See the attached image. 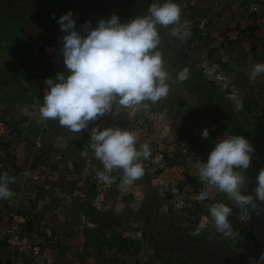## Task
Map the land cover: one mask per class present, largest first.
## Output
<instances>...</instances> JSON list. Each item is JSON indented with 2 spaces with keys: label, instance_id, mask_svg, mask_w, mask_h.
<instances>
[{
  "label": "rangeland",
  "instance_id": "obj_1",
  "mask_svg": "<svg viewBox=\"0 0 264 264\" xmlns=\"http://www.w3.org/2000/svg\"><path fill=\"white\" fill-rule=\"evenodd\" d=\"M173 2L182 10V21L190 22L191 36L174 41L182 52L178 57L163 55L170 74L167 97L127 109L114 105L112 112L73 133L39 114L40 87L56 77L44 45L62 46L65 33L57 21L69 11L81 31L86 21L95 28L113 14L120 18L133 2L0 0V117L13 126L12 133L0 140V175L15 177L9 185L15 195L0 199V264H41L51 258L48 250L53 248L60 264L259 262L264 253V202L257 200L255 209L249 207L246 218L225 193L203 185L195 173L219 140L234 135L227 127L239 118L236 131L249 142L253 138L255 149L249 168L242 172L246 177L242 192L255 195L257 176L264 168V157L257 154L258 145L264 147V75L251 81L248 74L264 63V0ZM253 2L258 9L249 13ZM234 24L242 26V34L230 42L225 30ZM184 68L189 75L181 82L176 74ZM194 71L200 74V88L194 86ZM60 72L69 74L64 61ZM97 126L136 132L138 150L144 142L149 144L151 156L141 160L144 175L131 186L121 185L122 171L112 173L116 181L110 185L97 180L103 165L89 148L91 130ZM205 128L208 138L201 135ZM201 144L204 152L198 151ZM18 168H25L26 174L18 173ZM202 190L209 199L198 202L196 194ZM207 201L233 209L232 236L215 230ZM14 211L27 216L22 235L42 244L43 257L4 235ZM48 231L57 236V243L49 244Z\"/></svg>",
  "mask_w": 264,
  "mask_h": 264
},
{
  "label": "clouds",
  "instance_id": "obj_2",
  "mask_svg": "<svg viewBox=\"0 0 264 264\" xmlns=\"http://www.w3.org/2000/svg\"><path fill=\"white\" fill-rule=\"evenodd\" d=\"M181 12L173 0L152 3L146 15L126 23H121L115 14L107 20H99L95 28L86 21L81 29L86 34L76 29L71 11L63 14L57 23L65 33L60 37L63 41L61 52L69 74L57 73L55 79L45 80L48 87L39 110L40 117L57 120L61 127L80 133L88 128L89 122L112 112L114 105L127 109L144 101L155 104L166 98L170 74L159 50L162 37L158 26L170 27L172 37L185 41L191 36L190 22L182 21ZM188 75L189 69L184 68L176 74V79L183 82ZM248 75L251 81L264 75V63H257ZM201 135L208 138V129H203ZM138 139L136 132L119 127L92 128L89 148L103 165V170L96 174L98 181L115 182L112 173L122 171L121 185L127 187L143 177L141 160L149 159L151 152L147 142L138 150ZM254 151L253 145L243 136L229 135L216 143L207 162H201L195 173L203 185L225 193L242 209L246 218L249 207L255 209L257 200L264 202V168L257 176L255 195L242 192L246 180L242 172L249 168ZM12 183H15V177L7 173L0 175V199L15 195L9 187ZM207 199V191L196 194L198 202ZM205 207L215 230L225 237L232 236L235 230L229 217L233 209L221 202ZM199 231L197 229V235ZM260 262H264V253L259 262L253 261V264Z\"/></svg>",
  "mask_w": 264,
  "mask_h": 264
},
{
  "label": "built area",
  "instance_id": "obj_3",
  "mask_svg": "<svg viewBox=\"0 0 264 264\" xmlns=\"http://www.w3.org/2000/svg\"><path fill=\"white\" fill-rule=\"evenodd\" d=\"M257 7L258 6L256 2H253L251 6H249L248 11L255 12V10L258 9ZM203 24L204 22L200 23L201 26ZM241 34H242V26L238 24L231 25L227 28V30H225V37L228 40H236ZM61 48L62 46L55 42L46 43L44 45L45 58L47 59L49 64L52 66L51 67L53 69L52 73L54 74H57L58 70L61 68L63 64V55L61 52ZM52 73H49L48 76H50ZM47 87L48 86L46 85L44 81L43 86L40 87L41 98H42L41 106L43 105V97L45 95L44 92L46 91ZM97 121H98V118L93 122H97ZM12 131H13V126L9 122H7L6 120L0 117V140L5 138L8 134L12 133ZM37 145L38 146L41 145L40 141H37ZM17 171L20 174L22 173L26 174L27 172L25 168H18ZM99 182H103V181H99ZM104 184L110 185L111 180L104 182ZM10 217H11L10 223L8 227H5L7 229L3 231L4 235L8 237V240L14 244H21L25 250H27L28 252H31L33 255L37 257H43L42 256L43 254L42 244H40V242L37 240H28L25 236L22 235L23 227L26 224L27 219H28L27 216L23 214L22 212L14 211L10 213ZM48 233H49L48 237L50 236L49 244L57 243V238H56L57 236L54 235V238H53L51 231H48ZM41 261H42L41 264H57V262H55L52 259H42Z\"/></svg>",
  "mask_w": 264,
  "mask_h": 264
},
{
  "label": "trees",
  "instance_id": "obj_4",
  "mask_svg": "<svg viewBox=\"0 0 264 264\" xmlns=\"http://www.w3.org/2000/svg\"><path fill=\"white\" fill-rule=\"evenodd\" d=\"M53 1H55V0H50V2H53ZM128 1H132L133 5L130 8L124 9L123 11L120 12V18L119 19L121 20V23L129 22L130 20L136 18L137 16L146 15V12H147L146 10L150 5L149 1L145 2V0H128ZM198 27L199 26H196V28H198ZM199 30L202 33L203 29H199ZM158 31L162 37V42H161V45L159 46V49L162 51V54L166 55L167 57H178V54H180L182 52L178 51L174 45V43H175L174 41L177 38L172 37L169 32L163 31L161 29V27H159V26H158ZM239 37L237 39H239ZM236 40H230V42H233ZM182 55L183 54H181V56ZM199 75L200 74L198 71H194L193 76H196V79L194 80V86L196 88H200V86H201V82H200L201 79H200ZM204 81L207 82V80H204ZM192 84H193V82H192ZM40 95H41V92H40ZM239 122H240L239 118L231 120V122L229 123V126L231 125L232 128L230 127V129H229V127H227L228 130H230V132L234 135H239V133L236 131V128H235L236 126H240ZM192 142L194 143L195 141L193 140ZM250 143L252 145L254 144L253 138H250ZM205 149H206V147L201 144L198 148V151L204 152ZM257 149H259V151L257 152L258 156L264 157V147H261L260 145H258ZM207 202H208L207 204L210 203L209 201H207ZM17 212H21V211H17Z\"/></svg>",
  "mask_w": 264,
  "mask_h": 264
},
{
  "label": "crops",
  "instance_id": "obj_5",
  "mask_svg": "<svg viewBox=\"0 0 264 264\" xmlns=\"http://www.w3.org/2000/svg\"><path fill=\"white\" fill-rule=\"evenodd\" d=\"M48 251H49V253H48L49 256H48V257H49V258L51 257L50 259H53L54 261H56V262L59 263V264H60V262H62V261L58 262V261L56 260V258H55L56 253L58 252L57 249L53 248V249H49ZM59 252H60V251H59ZM73 264H74V263H73Z\"/></svg>",
  "mask_w": 264,
  "mask_h": 264
}]
</instances>
